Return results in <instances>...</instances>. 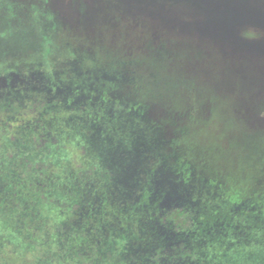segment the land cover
Here are the masks:
<instances>
[{"label":"trees","instance_id":"trees-1","mask_svg":"<svg viewBox=\"0 0 264 264\" xmlns=\"http://www.w3.org/2000/svg\"><path fill=\"white\" fill-rule=\"evenodd\" d=\"M20 9L0 0L1 257L31 253L36 264H264V189L254 196L251 189L252 181L264 183L261 136L231 116L245 150L258 147L249 160L261 166L256 178L233 177L247 187L240 193L227 174L208 166L218 157L233 161L219 147L233 135L208 119L197 135L207 142L197 150L204 156L198 164L189 157L188 132L169 143L146 108L124 95L130 74L138 79L124 60L105 55L106 48L90 54L63 44V29L48 28L51 14L21 16ZM64 60L69 70L57 66ZM21 61L41 64L43 78L27 80ZM150 65L160 75L161 64ZM198 169L208 178L194 176Z\"/></svg>","mask_w":264,"mask_h":264},{"label":"rangeland","instance_id":"rangeland-1","mask_svg":"<svg viewBox=\"0 0 264 264\" xmlns=\"http://www.w3.org/2000/svg\"><path fill=\"white\" fill-rule=\"evenodd\" d=\"M11 1L21 4V16L37 10L41 16L52 15L48 28L55 33L63 29L59 33L62 43L65 40L74 49L90 54L106 48L105 55L124 60L125 69L138 76L132 81L130 74L124 95L146 108L152 121L162 126L169 143L188 132L189 157L198 164L204 156L197 150L207 142L197 135L212 119L215 130L233 135L226 142L215 137L219 147L224 146L225 155L231 153L233 161L223 162L218 157V162L208 161V166L227 174L234 186L233 177L238 174L243 180L258 176L261 166L249 159L259 149L245 150L243 134L233 124L238 117L243 118L249 130L264 140V0ZM18 54L21 59L27 56ZM32 55V51L28 53ZM7 58L11 59L9 53ZM154 62L162 66L160 75L150 68ZM68 63L64 60L57 66L69 70ZM18 66L27 73V80L43 78L41 64L21 61ZM219 106L221 110L214 113ZM229 106L237 112L229 113ZM227 125L231 130L225 128ZM222 155L224 158L223 152ZM217 156L221 157V153ZM242 167L249 172H243ZM200 174L209 176L200 169L194 176ZM263 186L252 181L253 196ZM235 188L248 194L244 185ZM253 201L264 203L262 199ZM0 264H36V259L31 253L8 258L0 255Z\"/></svg>","mask_w":264,"mask_h":264}]
</instances>
